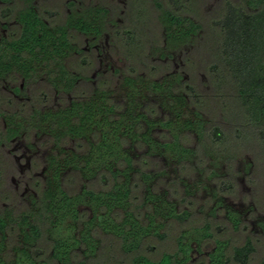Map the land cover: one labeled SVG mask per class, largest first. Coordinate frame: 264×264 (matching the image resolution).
<instances>
[{"label":"trees","instance_id":"1","mask_svg":"<svg viewBox=\"0 0 264 264\" xmlns=\"http://www.w3.org/2000/svg\"><path fill=\"white\" fill-rule=\"evenodd\" d=\"M3 1L13 7L0 8V16H13L19 31L0 40V78L15 71L28 80L43 77L57 91L74 92L77 76L66 66L75 48L69 31L99 36L107 10L69 1V12L62 20L52 22L37 7L36 2L41 0ZM246 4L227 5L219 22L222 34L215 60L234 84L242 124L264 127V0H247ZM155 7L169 44H185L200 31L201 24L192 18L158 1ZM211 70L218 72L216 65ZM123 85L122 109L112 102L109 92L97 89L57 109L33 108L27 115L5 114L0 141L37 130L50 135L57 152L47 159L44 186L32 210L18 216L8 211L0 215V264H49L38 248L44 236L51 244L49 260L55 264H101L96 232L117 239L127 264H192L193 256L201 254L203 244L211 240L213 248L205 264H247L255 251L251 240L229 249L228 241L214 238L208 223L180 232L174 252L163 253L157 260L143 254L145 242L164 239L168 221L184 222L190 213L178 211L175 204L154 193L150 185L153 174L135 167L131 147L144 145L148 157L168 152L173 161L182 164L195 155L194 149L183 144L189 134L200 140L207 138L213 146L223 143L224 135L216 127H204L199 111H187L184 95L171 80L125 75ZM151 99L170 108L172 116L158 121L148 117L143 109L148 107V114L153 113L154 105L148 102ZM156 126L168 139L153 137ZM66 139H83L86 149L66 150L61 146ZM66 171L76 172L86 181L99 179L106 187L98 191L82 186L79 192L69 194L62 185ZM141 184L143 200L135 205ZM227 219L237 231L239 218L228 212ZM261 229L264 233V222ZM10 232L17 237L11 248ZM258 264H264V260Z\"/></svg>","mask_w":264,"mask_h":264},{"label":"rangeland","instance_id":"2","mask_svg":"<svg viewBox=\"0 0 264 264\" xmlns=\"http://www.w3.org/2000/svg\"><path fill=\"white\" fill-rule=\"evenodd\" d=\"M68 1L71 0H41L36 5L47 20L58 22L68 12ZM73 1L77 5H100L108 10L105 29L97 40L91 42L90 37L70 32L78 51L67 58L66 66L77 76L76 89L65 94L51 88L45 81L31 82L26 88L24 81L13 74L0 80V113L27 115L33 108L57 109L72 98H86L97 89L109 92L112 102L122 109L125 75L173 81L176 90L187 101V111H199L204 127L221 130L224 141L213 146L207 138L200 140L194 133L189 134L187 141L182 143L194 149L195 155L182 164L173 161L168 152L148 157L144 145L131 147L135 167L153 174L150 185L154 193L175 204L178 211L190 213L184 222L168 221L163 229L164 239L145 242L143 254L157 260L163 253L174 252L180 232L208 223L214 238L228 241L229 249L243 245L246 239L251 240L255 251L247 264L263 261L264 127L242 124L244 120L234 100V84L229 82L225 70L215 60V49L222 34L219 22L226 14L227 5H247V0ZM155 1L200 23L198 34L185 44H169ZM8 6L0 0V8ZM18 31L13 16H0L1 39L14 37ZM213 65H216L217 73L211 70ZM16 86L22 87L18 95L12 93ZM148 102L153 103L155 110L151 114H148V107L143 110L153 120L172 116L171 109L165 104H159L155 99ZM3 124L0 116V133ZM152 132L159 141L168 139L159 126ZM61 146L82 152L86 149V141L66 139ZM56 152L53 139L37 130L10 142L0 141V215L8 211L18 216L32 210V203L38 199L44 186L46 160ZM62 185L69 194L79 192L82 186L98 191L106 187L99 179L86 181L72 171L63 174ZM143 186L141 184L134 198L135 205L142 203ZM228 212L240 220L237 231L227 219ZM95 236L99 241L101 264H127L117 239L99 232ZM16 239V233L10 232V248ZM50 246L45 236L38 244L41 258L55 264L48 257ZM212 248L213 240L205 242L201 254L193 256L192 264H205Z\"/></svg>","mask_w":264,"mask_h":264},{"label":"flooded vegetation","instance_id":"3","mask_svg":"<svg viewBox=\"0 0 264 264\" xmlns=\"http://www.w3.org/2000/svg\"><path fill=\"white\" fill-rule=\"evenodd\" d=\"M71 1H73V0H71ZM69 2V1H68ZM67 2V3H68ZM75 2V1H74ZM68 6V5H67ZM78 6V5H77ZM93 6H100V5H93ZM102 7V6H101ZM105 8V7H104ZM106 9V8H105ZM107 10V9H106ZM68 12H69V9H68ZM107 13H108V10H107ZM107 13H106V15H107ZM106 15H105V18H106ZM105 18H104V25H103V27H102V31H101V34L99 35V36H94V35H89V36H87V35H84V34H81V33H79V32H77L76 30H70L69 31V36H70V32L71 31H74V32H77V33H79V34H81V35H84V36H86V37H90L91 38V42L92 41H95V40H97L101 35H102V33H103V31H104V29H105ZM16 22V21H15ZM70 39H71V36H70ZM0 40H1V38H0ZM72 41V40H71ZM73 43V42H72ZM74 45V44H73ZM74 47H75V45H74ZM75 51H78V49H76V47L74 48V50L72 51V53L73 52H75ZM71 53V54H72ZM70 54V55H71ZM13 74H15V75H17L22 81H24V83H25V86H26V88L28 87V85L31 83V82H38V81H45L46 82V79L45 78H43V77H41L40 78V80H28V79H26V78H24L23 76H21L19 73H17V72H15V71H11V72H9L8 74H6L4 77H2V78H0V80H2V79H5V78H8V77H10V76H12ZM76 75V74H75ZM47 83V82H46ZM48 84V83H47ZM49 85V84H48ZM50 86V85H49ZM51 87V86H50ZM52 88V87H51ZM54 89V88H53ZM56 90V89H55ZM21 91H22V87L21 86H16V87H13L12 88V93L13 94H15V95H18V94H20L21 93ZM57 91V90H56ZM58 92H61V91H58ZM62 93H64V92H62ZM65 94H68V93H65ZM76 98H78V97H76ZM71 101V100H70ZM69 103V102H68ZM63 107V106H62ZM60 108V107H59ZM40 109V108H39ZM43 110V109H42ZM5 114H9V113H6V112H1L0 113V116L3 118V131H4V129H5V125H6V123H5ZM2 131V132H3ZM34 131V130H33ZM36 131V130H35ZM43 133H46V132H43ZM22 134H26L25 132H23V133H21L20 135H22ZM46 134H48V133H46ZM20 135H18V136H20ZM49 135V134H48ZM18 136H15V137H13V138H11L10 140H8V141H6V142H10L12 139H14V138H16V137H18ZM50 136V135H49ZM1 142H4V141H1ZM48 159V158H47ZM46 164H47V160H46ZM45 178H46V176H45Z\"/></svg>","mask_w":264,"mask_h":264}]
</instances>
